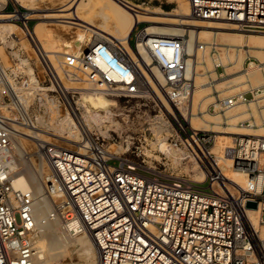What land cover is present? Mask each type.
I'll return each mask as SVG.
<instances>
[{
    "label": "built area",
    "instance_id": "built-area-1",
    "mask_svg": "<svg viewBox=\"0 0 264 264\" xmlns=\"http://www.w3.org/2000/svg\"><path fill=\"white\" fill-rule=\"evenodd\" d=\"M189 3L196 19L222 21L244 33L264 34V0ZM0 13L29 29L27 22L16 18L23 13L18 2L0 0ZM144 33L145 28L137 34L134 45L130 38L129 49L101 39L69 56L65 78L73 87L67 95L77 100L85 85L96 91H115L119 97L143 92L142 70L132 56L140 57ZM151 40L146 43L151 62L162 70L171 98L189 103L190 90L184 77V59L190 56L186 36ZM198 45L203 50L204 45ZM8 53L15 67L7 68L0 58V264H37L36 196L12 185L7 163L12 144L18 139H33L37 130V119L21 98L32 80L21 73L19 54ZM98 58L120 79L114 80L103 71ZM214 96L213 109L222 103L220 113L257 104L264 127V105H258L264 101V85L225 99H220L218 92ZM174 108L180 120L176 114H169L174 129L169 140L183 146L198 162L204 181L167 177L130 165L111 156L100 141L87 135L73 149L49 143L45 153L52 176L49 185L57 184L64 191L63 205L57 206L52 217L60 214L65 222L79 223L96 245V264H264V136L233 134L229 161L231 169L247 178L246 185L241 186L227 177V166L211 151L215 133L193 128L178 105ZM247 113L248 118L239 121L238 127L258 129L252 109ZM37 147L44 151V147ZM248 203H255L256 208H248ZM255 210L257 227L250 217Z\"/></svg>",
    "mask_w": 264,
    "mask_h": 264
},
{
    "label": "rangeland",
    "instance_id": "rangeland-1",
    "mask_svg": "<svg viewBox=\"0 0 264 264\" xmlns=\"http://www.w3.org/2000/svg\"><path fill=\"white\" fill-rule=\"evenodd\" d=\"M128 1L133 3L136 6V9L139 11L142 9L149 10L154 17L167 19L180 18V16L176 15L177 4L173 3L172 0ZM18 4L22 7L23 13L34 12L36 14H43L46 13L43 12V10H46V8L50 10L64 8L67 9V7L71 4V0H39L31 6L21 3ZM72 10H68L65 13H71L70 11ZM95 14L96 12L90 14V17L94 18L92 19L93 22L90 23L94 24L95 26L97 23H104V19L99 14H97V16H95ZM11 22L14 23L12 20ZM85 25L89 27V29H94L90 25ZM149 25L169 26L160 23L141 22L131 36L132 45H134L136 36L141 31V29L146 28ZM19 26L23 28L22 25L19 24ZM27 26L31 32H34L36 28H40L41 35H39V39L45 47V54L47 56L46 60L48 63L45 64V61H43L44 59H42V57L37 54V52H35L30 42H27L28 40L26 39V36L21 31H18L21 33L17 32V36L20 37H17L18 39H16V41L13 42L11 38H8L7 41L9 44H5L0 39V48H2L3 51L0 58L7 68L15 67L14 62L12 61V58L9 56L8 52L13 54L18 53L20 56L19 59L22 60V63L18 62L21 73L24 75L25 79L29 78L32 80L31 87L27 91H24L22 97L25 96L24 98L26 101L24 103L30 107V111L33 116H35L36 119L37 117H41L46 122V124H49L47 127L44 125L39 127L40 131L42 132L38 131V133L46 136L41 137V139L45 140L46 142L40 143H43V145H45L47 148L51 147L49 146V143H56L63 148L73 149L74 146H77L78 144L65 142V140H62L59 137L60 134L54 131V128L57 127L59 120L67 114L72 115L71 117L77 120L79 118L77 117V114H79L82 118L85 116L83 113L87 112L88 116L84 117L82 120L85 122V120H88L89 117V119L93 121L91 129L87 127L88 130L90 129L89 135L100 141V143L104 145L111 156L120 158L123 161L125 160L126 162L130 163V165H135L141 169L151 172L160 173L167 177L194 179L193 176L201 171L200 167L198 166V162L190 155L185 156L184 159L176 165L165 156V150H167V148L184 149L180 144L175 145V143H171L169 140L170 134L167 135L166 133H163L164 137L167 136V145L161 151L159 149L154 151L150 145L151 141H155L154 134L150 129L151 124L156 122V118L161 114V112H163L167 118L170 114L162 107V104L153 94L152 88L154 89V87L151 86L152 88H149L150 91L144 88L145 90L142 93L140 92L133 97H119L118 95L114 96L109 92L93 90L90 85H85L83 86L84 90L77 96V100H74V98L72 99L67 95L68 89L73 87L66 81L65 78L68 57L74 55L78 51L85 50L88 44H91L95 37L97 38V35L93 34L91 36L89 33H85V30L87 29L82 27H76L66 23H57L55 21L49 22L47 19H41L38 17H33L32 19L27 20ZM177 27L183 30V32L180 33L186 36V40H189L190 29H187L185 26ZM229 32H233V30H230ZM22 35L24 36V39L21 37ZM23 40H25L27 44ZM200 44L209 47V44H207L206 40H201ZM249 46H254V44L251 43ZM212 47H214V45L210 43V48L208 49L207 57L205 58L206 61L201 62L202 59H199L201 63L199 65V72L205 75V80L201 84H205L204 87L207 94L204 97V101L202 100L203 102L201 103V106L199 101L195 103V113L200 117L204 115L206 119L205 123L199 126V129L218 131L215 124H213V117H211L210 114L213 116H219V114L223 115V117H221L220 125L224 129H226V127H231L233 121L232 119L228 118L230 113L226 110L224 113H220V107H217L215 110L213 108L210 110V105L216 101L213 98V93L218 92L219 98L225 99L231 95L240 93L239 91L241 90L250 88V86L259 87L264 85V49L259 47L258 49L255 48V46L254 48L248 47L247 49L245 45L234 47L229 45H218L215 49ZM242 47H245L247 51H245ZM248 57H254L255 59ZM142 58L145 60L143 54ZM189 58L192 57H188V59ZM218 58L219 62L225 68H222L221 66V68L216 69L215 72L214 64H216ZM246 58L248 59L246 60ZM230 62H232V64H230ZM150 68H157V65L150 61ZM53 72H55V74H53ZM164 85L165 83L163 84V87ZM64 87L65 90H63ZM202 88L199 87L197 90H201ZM27 92H29V94ZM160 93L163 95L165 90H160ZM114 94L118 93L114 92ZM27 96L30 99L26 98ZM73 102H75V104ZM258 105H264V101H260ZM70 107L72 110H74L76 107L74 110L75 112L73 111L75 114L72 113ZM251 109L252 114L256 117L257 124L260 125L261 123L257 113V105H253ZM172 110L180 120V117L174 107H172ZM243 110L247 111V108L245 107L241 111ZM195 121H197L196 118ZM238 121L239 120H237V122ZM194 123L195 122H193V124ZM84 132L85 131L83 129V132L80 133L79 143L81 142V137L84 135ZM234 132L236 134H244L246 131L241 128V130ZM219 135L223 136L227 134ZM229 136L234 137V135ZM49 137L51 139H49ZM28 139L29 141L21 139L24 142V147H18V144H15L16 142L14 143V147L17 149V152L13 154L12 157L17 166L16 173L19 174V176L25 177L29 191L34 193V195L37 197V204H41V202H44L45 200L50 202L51 207H49L47 214L42 220V222H46L48 219H52L50 216L55 214V211L58 209L53 206L55 199L53 201L51 191L49 192L48 190L49 182L47 178H49V175L41 177L42 179H39L37 187H35V185H33L34 183H32V180L35 182V179H32V176L34 175L33 169L35 164L37 165L39 162H41L38 160L41 158H37L35 154V152L38 151L36 139ZM118 148H121L122 151H118ZM212 148L213 146L211 147V151ZM145 151H149L155 156H159V158H161L155 159L151 156L148 157L149 155ZM214 155L217 157L216 154ZM43 160L45 162V167L48 170L47 160L44 158ZM112 163H114V161ZM115 164H118V162L116 161ZM195 167L198 170H194ZM208 186V183L204 185L205 188H208ZM14 187L16 186L14 185ZM58 221L61 225L64 223L63 221ZM79 226L80 225L78 222L72 224L70 233L74 234L76 232H83ZM39 230L40 231H38L36 241L42 236V234L45 233L43 228H39ZM67 233L68 232L65 231L64 235ZM67 236L70 235L67 234ZM79 246L80 245L73 247L71 251V257L62 260L60 264H87V252H90V250L84 251L83 247ZM92 252L96 253V249H93Z\"/></svg>",
    "mask_w": 264,
    "mask_h": 264
},
{
    "label": "bare ground",
    "instance_id": "bare-ground-1",
    "mask_svg": "<svg viewBox=\"0 0 264 264\" xmlns=\"http://www.w3.org/2000/svg\"><path fill=\"white\" fill-rule=\"evenodd\" d=\"M1 1L2 3H6L8 0H1ZM14 1L31 6L39 0H14ZM172 1L173 3L177 4L176 15L180 16L179 19L154 17L151 14V12L147 9H142L141 11L137 10L136 6L128 0H71V4L67 7L68 10L73 9L72 11H70L71 13H65L66 11H68L65 8L58 10H50L46 8V10H43V12L46 13L43 14H36L34 12L18 13L16 14V18H19L26 23L27 20L32 19L33 17L35 18L38 17L41 19H47L49 22L55 21L57 23H66L72 26L82 27L87 29L85 30V33L87 34L89 33V35L91 36L93 34L97 35V38L95 37V39L92 40L93 42L100 41L101 39H109L118 42L127 49H129V40L137 23L153 22V23L169 25V26H151V25L147 26L145 28V33H144L145 39L141 43H139L140 57L139 58L138 57L136 58L135 56L132 57L136 62H138V65L142 70L141 82L144 83V88L149 90V88L154 87V89L152 88L153 94L156 96V98L162 104V107L167 112L175 115L172 110V107H174L175 104L178 105L181 111V115L191 124L193 128L199 129V126L205 123L206 119L204 115L200 117L195 113V103L199 101L201 106V103L204 101L205 99L204 97L207 94L206 89L204 87L205 84H201L205 80L204 77L205 75L199 72V67H200L199 65L201 64L199 59H202L201 62L206 61L205 58L207 57V51L210 48V43L214 45V47H212L214 49L218 45L219 46L229 45L233 47L245 45L247 49L248 47L254 48V46L255 48L259 47L264 49V34L244 33L241 30H239L237 27L222 21L196 19L191 15V6L189 0H172ZM93 12L94 13L96 12L95 16L99 14L104 19L103 20L104 23H100V24L97 23L96 26L94 24H91L90 22H93L92 19L94 18L93 17L91 18L90 14ZM85 24L92 26L94 29L92 28L89 29V27H87ZM177 26H185L187 29H190L189 30L190 39L187 40L186 51L190 55L189 57L192 58L184 59L186 65L184 77L186 79L187 87L190 90L189 103L175 101L171 98L169 90L165 88V85L163 87V84L167 81V79L164 77L162 70L159 69V67L152 69L150 68V61L152 60L153 57L146 47V43H151L152 41L151 39L153 37H167V38L181 37L183 34H181L180 32H183V30L178 28ZM230 30L231 31L233 30V32H229ZM18 31L24 33L26 39L28 40L27 42H30L35 52H37V54H39L42 57V59H44L43 61H45V64L48 63L46 60L47 56L45 54V47L43 46V44L39 39L40 38L39 35H41L40 28H36L34 32H31L29 31V29L26 30L24 28H21L19 25L12 23L10 16H8L7 14L4 15L3 13H0V39L5 44H9V42L7 41L8 38H11L14 42L16 41V39H18L17 37H20L17 36L18 33H21ZM21 37H23L24 39L23 35ZM201 40H206L207 44H209V47L204 46L203 50H199L198 43H200ZM251 43L254 44V46H249ZM245 47L242 48L245 51H247ZM2 52H3L2 48H0V56L2 55ZM141 53L143 54L145 60H143ZM219 58L217 59L216 64H214L215 70L218 65L223 66L219 62ZM248 58H254V57H248ZM248 58H246V60ZM97 63L103 71L107 72L109 76H111V78H113L114 80L120 79V77L117 76V74L113 70H111L102 59L98 58ZM230 64H232V62H230ZM53 74H55V72H53ZM127 79L129 80L130 77H128ZM161 86L165 90V93L163 94L164 96L161 95L160 93V90H163ZM262 86L259 87L250 86V88L241 90L239 92L254 90ZM199 87L201 88L203 87V88L201 90H197V88ZM63 90H65V87ZM114 92L115 91L109 93H112L114 96L115 95L117 96L118 94H114ZM27 93L29 94V92ZM24 97H21L23 102L26 101ZM26 98L30 99L28 96ZM213 98L215 99L214 95ZM253 105H257V104L250 103L248 106L241 105V106H236L231 110H226L227 112L230 113L228 118L232 119L233 121L231 127L229 128L226 127V129H224L220 125L221 117H223V115L219 114V116H213L212 114H210L211 117H213L212 118L213 124H215L216 128L218 129V131L212 130V132L215 133V143H214L215 146H213L212 148V153L217 155L220 164L224 163L227 166V170H226L227 177L241 186L246 185L247 178L238 170L231 169V162L229 161V153L230 150L233 148V143H232L233 137L229 135L236 134L234 131L241 130V128L238 127L237 125L238 122L240 120H245L248 117L247 111L245 110L241 111V110L244 109L245 107L248 110ZM83 114L85 115L84 117L88 116L87 112H84ZM71 116L72 115L67 114L62 119H60L57 124V127L54 128V131L60 134L59 137L62 140H65V142L76 143L78 145L74 147H78L80 133L83 132L84 129L86 133L84 132L83 134L90 136L89 130L92 127L93 121L90 120L88 117V120H85L84 122L82 120L84 117L81 118L79 114H77V117H79L77 120H75ZM195 118L197 119V121H195ZM237 120L239 121L237 122ZM193 122L195 123L193 124ZM43 125L47 127L49 124H46L43 118L37 117V130L34 131L35 134L33 135V138L36 139L37 146L40 145L44 147V151L41 150L35 152L37 158L38 157L41 158L38 159L41 162H39L37 165L35 164V167L33 169L34 175L32 176V179L34 178L35 182H33L32 180V183H34L33 185H35V187H37V183L41 177L49 175L48 176L49 178H47L49 183H51V178H52L49 165L47 170L45 167V162L43 160V158L46 159L45 153L47 152V147L43 145V143H40V142H46L45 140L41 139V137H46V136H43L40 133H38V131H40L39 127ZM81 126L83 129L81 128ZM87 127H89L90 129L88 130ZM150 129L155 137V141L154 142L151 141L152 143L150 142V145L152 146L154 151L158 149L161 151L167 145V136L164 137L163 133H166L167 135L172 134L174 131L173 126L169 121V119L166 117V115L163 112H161V114L156 118V122L151 124ZM200 130H204V129H200ZM244 130L246 131L244 134L254 135V136H264V127L262 125H259V129L256 130H250V129H244ZM219 134H227V135L220 136ZM15 142H14L15 144H18V147H24L23 140L20 139ZM14 143L12 144L11 152L8 154V158H7V163L10 166V173L12 176L11 181L18 189L29 191L25 177L19 176V174L16 173L17 166L12 157L13 154L17 152V149L14 147ZM117 150L122 151L121 148H118ZM165 151H166L165 156L169 158L175 165L179 164L184 159L185 156H188V153L184 149L182 150L181 148H175V149L167 148V150ZM146 153L149 155L148 157L151 156L152 158L155 159L161 158V157L159 158V156H155L153 153H150L149 151H147ZM195 169L196 167L194 168V170ZM193 178L196 181H204L205 174L203 171H200L199 173L195 174ZM48 190L49 192L51 191L53 201L55 199V201L53 202V206L57 208L58 205L61 204L63 205L64 191L57 184L49 185ZM49 207H51V205L50 202L47 200L41 202V204H37V197H36L35 221L39 228H43L45 230L44 231L45 233L42 234V236L40 235L41 237L36 241L35 263L60 264L62 260L71 257V251L73 247H77L78 245H80L83 247L84 251L90 250V252H87V259H86L87 264H96V253L92 252L93 249H96V245L93 239L91 238V236L84 232H76L74 234L70 233V228L72 224L77 223L75 220L65 222L63 220V217L59 214V216H54V217L50 216L52 219H48L46 222H42V220L44 219L45 215L49 210ZM250 217L253 224L257 227L258 211L256 210L251 211ZM56 219L63 221L64 223L61 225L60 222ZM65 231L68 232L67 234L70 236H67V234L64 235ZM261 234L262 236H264V228L261 229ZM65 238L69 240H66Z\"/></svg>",
    "mask_w": 264,
    "mask_h": 264
},
{
    "label": "water",
    "instance_id": "water-1",
    "mask_svg": "<svg viewBox=\"0 0 264 264\" xmlns=\"http://www.w3.org/2000/svg\"><path fill=\"white\" fill-rule=\"evenodd\" d=\"M248 208H256V204L255 203H248Z\"/></svg>",
    "mask_w": 264,
    "mask_h": 264
},
{
    "label": "crops",
    "instance_id": "crops-1",
    "mask_svg": "<svg viewBox=\"0 0 264 264\" xmlns=\"http://www.w3.org/2000/svg\"><path fill=\"white\" fill-rule=\"evenodd\" d=\"M215 97V100L217 99V97L216 96H214ZM219 97V96H218ZM219 107H222V103H220V105H219ZM213 108V104H211L210 105V110Z\"/></svg>",
    "mask_w": 264,
    "mask_h": 264
}]
</instances>
